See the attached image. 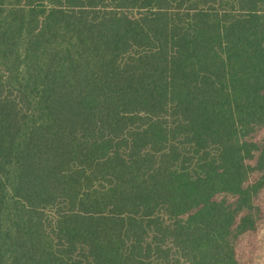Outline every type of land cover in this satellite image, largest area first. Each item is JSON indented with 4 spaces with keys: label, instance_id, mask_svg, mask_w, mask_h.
Here are the masks:
<instances>
[{
    "label": "trees",
    "instance_id": "trees-1",
    "mask_svg": "<svg viewBox=\"0 0 264 264\" xmlns=\"http://www.w3.org/2000/svg\"><path fill=\"white\" fill-rule=\"evenodd\" d=\"M263 125L264 0H0V264H240Z\"/></svg>",
    "mask_w": 264,
    "mask_h": 264
},
{
    "label": "rangeland",
    "instance_id": "rangeland-1",
    "mask_svg": "<svg viewBox=\"0 0 264 264\" xmlns=\"http://www.w3.org/2000/svg\"><path fill=\"white\" fill-rule=\"evenodd\" d=\"M254 138L264 140V125L256 130ZM254 173L251 179L257 178ZM258 207L257 222L254 229L241 232L235 239V254L240 264H264V186L254 199Z\"/></svg>",
    "mask_w": 264,
    "mask_h": 264
}]
</instances>
